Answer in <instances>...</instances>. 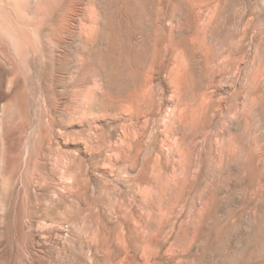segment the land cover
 <instances>
[{"label": "rangeland", "instance_id": "1", "mask_svg": "<svg viewBox=\"0 0 264 264\" xmlns=\"http://www.w3.org/2000/svg\"><path fill=\"white\" fill-rule=\"evenodd\" d=\"M0 179V264H264V0H0Z\"/></svg>", "mask_w": 264, "mask_h": 264}, {"label": "bare ground", "instance_id": "2", "mask_svg": "<svg viewBox=\"0 0 264 264\" xmlns=\"http://www.w3.org/2000/svg\"><path fill=\"white\" fill-rule=\"evenodd\" d=\"M20 130H21V129H20ZM18 134H19V133H18ZM19 135H20V134H19ZM20 137H21V135H20ZM20 137H19V138H20ZM19 138H17V141H16V142H18V139H19ZM20 139H22V138H20ZM20 139H19V140H20ZM14 140H15V139H14ZM22 141H23V139H22ZM22 141H21V142H22ZM21 142H20V143H21ZM17 144H19V143H17ZM16 149H17V148H16ZM8 151H9V150H8ZM9 152H10V151H9ZM12 153H13V152H12ZM16 154H17V153H16ZM11 155H12V154H11ZM12 157H13V156H12ZM14 157H15V156H14ZM13 159L16 160V158H13ZM17 166H18V165H17ZM13 170H15V169L13 168ZM16 171H18V170H16ZM14 172H15V171H14ZM12 174H13V173H12ZM13 175H14V174H13ZM0 180H1V179H0ZM0 182H1V181H0ZM0 186H1V185H0ZM0 188H1V187H0ZM1 191H2V190H1ZM55 198H56V197H55ZM0 203H1V202H0ZM0 209H1V207H0Z\"/></svg>", "mask_w": 264, "mask_h": 264}]
</instances>
